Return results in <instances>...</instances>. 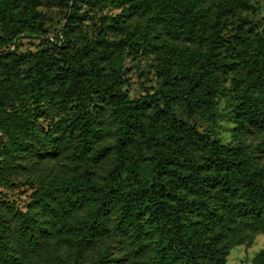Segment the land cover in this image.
<instances>
[{
  "label": "trees",
  "instance_id": "16d2710c",
  "mask_svg": "<svg viewBox=\"0 0 264 264\" xmlns=\"http://www.w3.org/2000/svg\"><path fill=\"white\" fill-rule=\"evenodd\" d=\"M253 1L0 0V187H35L25 210L0 201V264H225L264 233V140L249 141L264 135V25L233 20ZM41 2L69 8L54 37ZM83 7L120 14L89 38ZM29 40L41 50L18 54ZM127 55L158 62L152 96L124 91ZM231 73L224 145L176 107L214 122Z\"/></svg>",
  "mask_w": 264,
  "mask_h": 264
},
{
  "label": "rangeland",
  "instance_id": "374dc122",
  "mask_svg": "<svg viewBox=\"0 0 264 264\" xmlns=\"http://www.w3.org/2000/svg\"><path fill=\"white\" fill-rule=\"evenodd\" d=\"M42 33L55 36L60 28L66 24L70 12L66 6H57L48 2H41L39 6ZM81 13H87L88 17L83 22V28L89 38H95L102 30L103 24H111L112 20L120 14V10L113 8L89 9L83 7ZM239 17L247 18L255 32H260L264 25V0H254L249 11L238 12L233 20ZM229 31L231 28L229 27ZM108 38L113 39L112 33ZM42 47L36 40L25 41L18 54H35ZM50 54H58L57 50L48 48ZM226 56L230 58V54ZM124 75L128 91L132 99L152 96L161 84L158 62L153 56L139 55L134 58L126 56L123 64ZM232 73L226 76L222 84L223 92L216 99V120L209 122L201 116L191 112L186 105L179 104L176 107L177 116L194 127L201 134L209 136L212 140L224 145L234 144V134L237 124L234 121V87L232 85ZM264 140V135L254 133L250 136V144L258 146ZM7 144V138L0 133V164L4 163L3 149ZM264 154V153H263ZM24 174L10 177L6 186L0 187V201L8 200L25 210L28 206L35 187L29 184ZM7 195V197L5 196ZM264 249V233H249L244 242L230 250L225 264H250L254 257Z\"/></svg>",
  "mask_w": 264,
  "mask_h": 264
}]
</instances>
